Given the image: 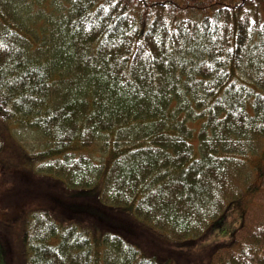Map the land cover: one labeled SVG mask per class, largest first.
<instances>
[{
  "label": "trees",
  "instance_id": "obj_1",
  "mask_svg": "<svg viewBox=\"0 0 264 264\" xmlns=\"http://www.w3.org/2000/svg\"><path fill=\"white\" fill-rule=\"evenodd\" d=\"M20 131L64 190L17 213L20 264H172L242 203L186 257L264 262V0H0V161Z\"/></svg>",
  "mask_w": 264,
  "mask_h": 264
},
{
  "label": "rangeland",
  "instance_id": "obj_2",
  "mask_svg": "<svg viewBox=\"0 0 264 264\" xmlns=\"http://www.w3.org/2000/svg\"><path fill=\"white\" fill-rule=\"evenodd\" d=\"M15 136L16 144L6 148L3 154L7 153V156L5 160L0 161V167L2 166L0 168V211L3 212L1 214L3 226L0 225L2 234L0 235V264H20L21 226L17 213L33 208H47L57 212V206L50 201V197L59 198L64 191L51 189L44 183L43 177L32 172L27 163L20 162L22 152L16 146L19 145L18 141L24 149L27 146V139L32 143L38 141L32 140L27 133L22 131L15 133ZM25 201H29L26 207L20 208L19 206ZM238 206L227 212L226 219L219 226L210 227L209 233L198 242L197 248L194 249L189 244H185L175 253L163 244L157 250L158 253L162 257H168L172 264H189L194 261L195 257L192 259L186 255L200 256L197 252L198 248L200 250L205 246L204 255L206 250L208 251L216 244L229 242L233 233L240 227L245 210L243 203ZM248 216L256 223L264 221V200H259ZM195 263L203 264L198 261ZM259 264H264V262Z\"/></svg>",
  "mask_w": 264,
  "mask_h": 264
},
{
  "label": "snow or ice",
  "instance_id": "obj_3",
  "mask_svg": "<svg viewBox=\"0 0 264 264\" xmlns=\"http://www.w3.org/2000/svg\"><path fill=\"white\" fill-rule=\"evenodd\" d=\"M111 2H112V4H113V5H115V3H116V0H111ZM165 7H167V5H165ZM245 11H247V9H246ZM241 18L243 19V17H241ZM252 23L254 24V23H256V22H255V21H252ZM249 30H250V27H249ZM228 51H230V52H231V51H232V49H231V48H229V49H228Z\"/></svg>",
  "mask_w": 264,
  "mask_h": 264
}]
</instances>
